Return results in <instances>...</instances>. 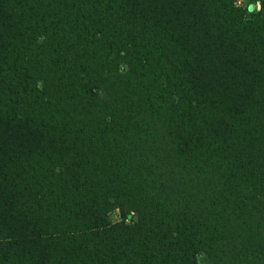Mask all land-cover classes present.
Instances as JSON below:
<instances>
[{"label": "trees", "instance_id": "trees-1", "mask_svg": "<svg viewBox=\"0 0 264 264\" xmlns=\"http://www.w3.org/2000/svg\"><path fill=\"white\" fill-rule=\"evenodd\" d=\"M256 1L0 0V264H264Z\"/></svg>", "mask_w": 264, "mask_h": 264}, {"label": "rangeland", "instance_id": "rangeland-1", "mask_svg": "<svg viewBox=\"0 0 264 264\" xmlns=\"http://www.w3.org/2000/svg\"><path fill=\"white\" fill-rule=\"evenodd\" d=\"M236 4L244 8H247V6H249L250 10L255 9L256 12L260 10V2L256 0H236ZM110 217L113 221H118L121 219V215L117 209L111 212ZM136 218L137 217L134 214L128 215V220H133Z\"/></svg>", "mask_w": 264, "mask_h": 264}]
</instances>
